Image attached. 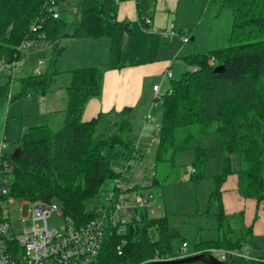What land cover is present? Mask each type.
Here are the masks:
<instances>
[{"label": "trees", "instance_id": "1", "mask_svg": "<svg viewBox=\"0 0 264 264\" xmlns=\"http://www.w3.org/2000/svg\"><path fill=\"white\" fill-rule=\"evenodd\" d=\"M121 1L124 0H79L77 19L67 22L47 11L46 0H0L1 58L20 59L27 53L18 50L24 39L49 43L47 59L40 71L7 75V81L0 84V111L11 101L26 96L27 90L50 88L59 73L55 64L64 49L63 38L112 37L118 25L117 9ZM134 1L138 20L145 26L156 0ZM55 2L62 6L69 4V0ZM221 5L230 12L229 44L182 56L189 68L178 78L170 79L169 87L158 98L161 120L154 159L173 164L175 152L190 149L191 172H196L204 168L210 156L209 146L202 145L200 139L215 134L221 148L222 169L211 176L214 180L212 195L219 199L221 183L232 172L230 156L237 154V190L243 197L260 201L264 198V0H222ZM36 17L43 18L42 26L32 32L29 25ZM218 64L222 65V70L214 71ZM101 72L99 65L68 70L62 125L55 131L46 124L27 127L16 140V154H1V159L12 167L7 192L1 197L54 201L75 225L83 224L96 209H87L85 201L95 197L113 175V165L135 154L145 155L133 144L131 107L121 108L119 117L113 120L109 118L110 112H98L82 120L85 104L100 92ZM5 126L6 122L4 133ZM191 126L193 129L188 128L178 135L179 129ZM194 135L195 144L186 146ZM178 138L184 144L176 146ZM201 174L199 172V176ZM154 185H161L156 172ZM221 218L218 212V219ZM126 229L124 235L112 231L105 238L100 252L103 264H138L154 258H178L181 243L187 242L181 226L173 224L167 214L152 216L142 211L140 218L128 223ZM122 236L125 244L118 254L116 245ZM191 245L192 251L202 252L212 247L238 249L242 243L239 238L232 240L220 233L215 239L193 240ZM224 261L264 264V256Z\"/></svg>", "mask_w": 264, "mask_h": 264}, {"label": "crops", "instance_id": "2", "mask_svg": "<svg viewBox=\"0 0 264 264\" xmlns=\"http://www.w3.org/2000/svg\"><path fill=\"white\" fill-rule=\"evenodd\" d=\"M179 2L180 0H156L154 10L150 16V23L143 26L138 20L135 1L124 0L118 5V25L112 37L99 39L92 37L65 38L64 49L56 61L59 66L61 64V67H56L59 73L54 76V79L64 75L63 77L67 83L69 80L68 70L76 67L99 65L102 70L100 92L97 96L90 98L85 104L81 115L82 120H88L98 112H110V116L116 117L118 111L124 106H129L133 111H137L140 106L146 105L148 102V94L143 92L145 77L160 74L161 81L165 79L169 81L173 75L170 72L169 78L162 76L164 70L168 69L170 71L176 58L184 61L182 56L198 51L186 45L189 40L194 39V35L188 36L183 31V27L187 23L186 21L178 20ZM78 4L79 1L74 7L73 19L62 18L64 21L71 22L77 19ZM58 16L60 17L59 13ZM160 29L174 30L176 33L161 37L156 32V30ZM182 36H186L187 40L183 41L181 39ZM177 37H179V40ZM145 42L147 46L144 45ZM40 43L42 44L41 49L26 51L27 53L24 52L26 54L20 57L19 72L22 70V73L18 74L31 73L33 70L38 72L43 68L47 59L44 55V59H41L43 60L41 65H38L37 61L35 65L28 60L31 55H35L40 51H43V54L48 53V41H41ZM129 47L135 49V51ZM64 54L68 56H64ZM106 59L107 62H105ZM153 102V105H155V101ZM65 105L66 92L65 96H62L60 103L56 104L54 100H50L47 107L42 106L40 111L46 117L45 123L42 124L48 125L51 130L55 131L50 125V119L55 118L57 121L56 126L60 127L63 122ZM136 107L137 109L135 110ZM142 129L144 133L145 128L141 127L140 131ZM5 140L6 145L2 152H13L16 145L11 150L9 149L6 135ZM204 146L210 147V145ZM220 157L222 169V156ZM210 158L211 156H209L205 165ZM230 160L232 172L221 183L220 195L219 199H217L218 209L213 212L217 219L215 226L217 235L206 239L200 237L195 240L215 239L220 233H225L232 240L239 238L242 246H246L251 255L255 257L264 256V198L257 201L255 198L240 195L237 190V175L235 173L238 168V155L232 154ZM218 212L222 216L220 220L218 219ZM232 214L237 216V218H234V222L231 218ZM220 222H222L221 225ZM187 240L190 239L187 237ZM190 242L192 241L190 240ZM194 252L192 251V253Z\"/></svg>", "mask_w": 264, "mask_h": 264}, {"label": "rangeland", "instance_id": "3", "mask_svg": "<svg viewBox=\"0 0 264 264\" xmlns=\"http://www.w3.org/2000/svg\"><path fill=\"white\" fill-rule=\"evenodd\" d=\"M78 1L79 0H69L67 6L59 5L60 17L72 20L74 7L77 5ZM221 2L222 0H180L177 11L178 20L186 21L187 24L183 27L185 34L188 36L194 35V39L187 42V47L189 46L191 49L198 51H205L229 44L227 36L230 29V12L221 5ZM177 39L179 40V37H177ZM64 40L65 38L62 39L63 44L66 41ZM144 45L147 46V43L145 42ZM132 50L135 51V49ZM43 55L46 58L48 54L47 52L43 54V51H40L35 55H31L28 60L30 63L35 64L37 60L44 59ZM64 56L68 55L64 54ZM105 62H107V59ZM209 62H213L212 58L209 59ZM55 67H61V64L59 66L56 63ZM186 68H189V66L181 59L176 58L170 70L173 75L172 79L178 78L181 71ZM33 72L37 71L33 70ZM18 73H22V70ZM63 76L64 75H61L54 79L50 85L51 89L46 91L27 90L26 96L11 101L0 111V135L4 129V123L6 122L5 135L7 136L9 149L12 150V148L15 147L20 131L33 125L45 123L46 117L42 115L43 113L40 111L42 106L47 107L50 100H54L56 104L61 102L62 96H65L63 87L66 83ZM7 79V75L0 73V84L5 83ZM153 82H160L161 91L169 87V81L167 79L161 81L160 74L145 77L143 92L144 94H148V102L146 105L140 106L137 111L131 109L129 114L132 139L134 140L142 127L143 115L145 116L147 113H150L152 116L151 122L146 124L144 133H142L141 136V149L145 152V161L155 165L156 177L161 183L159 187L156 186L157 190L160 192V197L157 199L160 207L155 208L151 215L161 216L167 214L173 224L182 227L183 234L191 241L200 237L203 239L215 237L217 235L215 228L217 219L213 215V212L218 209V201L217 197L212 195L214 180L210 175L217 174L221 171V155H219L221 148L219 144L216 143L217 136L215 134H210L201 137L200 142L202 145H210L209 155L211 158L204 168L201 167L197 169L196 172H191L190 162L192 154L190 149H181L175 152L173 155V164H169L166 161L156 162L154 155L157 145L155 141H153L152 144H148L150 137L156 138L153 130L154 124L157 123L159 125L161 120L160 100L158 98L154 99V93L151 90ZM153 101H155V105H152ZM136 109L137 107L135 110ZM118 117V113L116 117L109 116L112 120ZM50 121V125H52L51 128L57 130L59 126H56L57 121L55 118L50 119ZM188 128L193 129L192 126L181 128L177 131L178 135L186 132ZM196 138L195 135L192 136L186 146L190 147L194 145ZM182 144L184 143L179 138L175 141L176 146ZM147 147L149 148L148 151L146 150ZM199 172L202 173V176H199ZM108 185L109 182L107 180L100 187L95 197L85 201L87 209H92L100 205L103 199V189ZM13 199V202L8 204L7 209L14 227L16 230H19L20 223L18 218L19 216H26L28 204L33 201L28 198ZM57 206L60 207L58 203ZM5 208V200L0 199V211H2L3 215H5L6 212ZM231 218L234 222V218H237L236 214H232ZM47 225L50 228L53 227L61 231V225H63L62 215L58 214L56 211L51 212L47 218ZM190 240L186 242V253L182 254L180 257L192 253ZM208 249L209 248L202 252L208 251Z\"/></svg>", "mask_w": 264, "mask_h": 264}, {"label": "built area", "instance_id": "4", "mask_svg": "<svg viewBox=\"0 0 264 264\" xmlns=\"http://www.w3.org/2000/svg\"><path fill=\"white\" fill-rule=\"evenodd\" d=\"M55 0H46V9L53 17H58L59 9ZM43 18H34L29 25L32 32H37L42 26ZM145 22L150 23L146 18ZM161 37L173 35L174 30H156ZM41 36V35H40ZM39 36V37H40ZM183 41L187 40L182 36ZM44 40L24 39L18 50L41 49ZM43 60H37L41 65ZM20 59L8 61L0 57V73L16 76L19 72ZM195 69V66L193 67ZM162 76L169 78L170 71L164 70ZM154 99L159 98L166 90L161 91L160 83H153ZM154 102L152 103V105ZM152 120L150 113L144 116L142 127L145 128ZM159 125L154 124L153 130L157 137ZM143 129L137 135L133 144L141 149ZM156 138L150 137L149 143ZM6 145L4 132L0 135V199L6 202L5 215L0 211V264H103L100 252L104 240L112 231L119 235L126 234L128 223L140 218L141 212L152 214L159 207L160 192L154 185V164L147 163L145 156H129L125 160L113 165V175L108 179L109 185L103 189V199L96 207L94 214L85 223L75 225L72 220L64 216L62 209L56 202L29 203L26 216H19V230L12 223L7 206L13 202V197L3 196L7 192L10 179L11 165L1 159L2 150ZM148 147L146 150L148 151ZM142 150V149H141ZM143 151V150H142ZM144 152V151H143ZM145 154V152H144ZM56 211L63 217L61 231L48 227L47 218ZM125 238L122 236L116 245L117 253L121 254ZM187 243L180 245V256L186 253ZM210 253L224 261L227 258L257 259L248 252L246 246L238 249L209 248ZM161 258H154L158 260Z\"/></svg>", "mask_w": 264, "mask_h": 264}, {"label": "water", "instance_id": "5", "mask_svg": "<svg viewBox=\"0 0 264 264\" xmlns=\"http://www.w3.org/2000/svg\"><path fill=\"white\" fill-rule=\"evenodd\" d=\"M214 71H221L222 65H215ZM17 152V149L12 152V156H14ZM194 261H201L206 264H241V263H228L225 261H222L215 257L214 255L206 252H196L191 253L182 257L178 258H167V259H158V260H149L145 262H141L138 264H181V263H187V262H194Z\"/></svg>", "mask_w": 264, "mask_h": 264}]
</instances>
